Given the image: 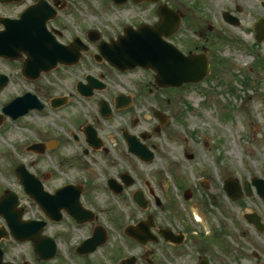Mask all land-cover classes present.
Returning a JSON list of instances; mask_svg holds the SVG:
<instances>
[{
    "label": "flooded vegetation",
    "instance_id": "flooded-vegetation-1",
    "mask_svg": "<svg viewBox=\"0 0 264 264\" xmlns=\"http://www.w3.org/2000/svg\"><path fill=\"white\" fill-rule=\"evenodd\" d=\"M143 3L151 6L150 16L129 24L153 29L159 5L167 3L178 24L166 27V32L173 31L163 38L186 55L207 59L210 71L202 81L161 87L154 82V73L143 69L137 70L148 79L135 80L133 70L120 71L102 59L100 39L109 42L118 32L105 35L100 28H96L95 41L80 34L90 48L72 66L43 72L35 60L27 75L23 73L27 56L21 48L14 60L0 58L5 87L11 81L27 86L45 103V109L52 108L54 86L62 89L60 84L73 89L62 91L67 99L82 101V108L72 113L74 129L62 127L57 138L38 139L49 145V159L36 153L39 158L35 156L30 169L45 194L41 199L21 191L17 195L15 221L20 229L30 231L23 239L0 218V264H264V174L257 176L262 182L256 184L254 173L248 170L221 172L218 177L197 175L183 185L179 174L162 164L167 160L160 141L164 125H158L152 109L143 102L148 84L163 91L204 83L221 66L213 50L217 34L180 6L164 0L138 5ZM29 6L34 7L26 18L35 22V31L40 30L39 17L44 16L46 36L66 44L75 35L71 32L72 24L79 25L77 0H0V35L16 37L28 30L14 21ZM87 74L97 79L94 83L99 88L85 82ZM81 84L92 89V96L80 95ZM24 91L21 88L20 93ZM85 103L90 111L82 113ZM87 122L95 138L88 139ZM66 147L72 155L60 157L56 150ZM41 158L45 168L40 166ZM228 183L237 185L234 195L226 192ZM137 224H142L143 240L128 231Z\"/></svg>",
    "mask_w": 264,
    "mask_h": 264
},
{
    "label": "rangeland",
    "instance_id": "rangeland-1",
    "mask_svg": "<svg viewBox=\"0 0 264 264\" xmlns=\"http://www.w3.org/2000/svg\"><path fill=\"white\" fill-rule=\"evenodd\" d=\"M77 1L80 8L75 16L81 21L80 27L106 22L119 30L124 19L136 22L148 19L151 11V6L146 3L136 9L131 3L112 9L107 3L109 0ZM165 1L180 6L183 11L192 7L189 11L197 20L207 19L218 25L229 39H216L213 50L221 66L215 68L212 77L201 86L163 91L154 90L150 84L145 87V101L172 118L173 125L163 127L165 133L160 139L168 156L166 161L162 160L163 166L169 172L175 170L183 185L189 184V180L193 182L197 175L213 174L218 177L221 172L231 174L238 171L236 173L240 174L248 170L264 174V64H255L252 57L245 54L249 49L246 43L253 42L255 45L252 24L257 17L264 16V0ZM224 11L236 16L239 24L226 23L222 17ZM256 44L258 46L252 51L260 52L264 59V40ZM134 79L138 80V77L135 75ZM59 86L63 87V84ZM18 87L17 84H10L0 91V111L18 92ZM59 90L54 89V93L58 94ZM80 105L76 100L64 113H50L43 118L24 116L16 123L4 118L0 124V186L17 187L12 171L14 165L22 160L30 167L35 160L36 154L26 150L35 135L31 129L19 124L35 122L43 137L57 138V131L51 132L50 127L68 126L66 117L72 118V112L82 108ZM85 105L82 113L90 111ZM184 137L188 138L187 142ZM205 142L207 145H204ZM66 148L56 150L60 157L72 155V150ZM189 154L193 156L189 158ZM36 157L39 158L38 155ZM43 159L40 166L45 168ZM172 159L178 164L172 163Z\"/></svg>",
    "mask_w": 264,
    "mask_h": 264
},
{
    "label": "water",
    "instance_id": "water-1",
    "mask_svg": "<svg viewBox=\"0 0 264 264\" xmlns=\"http://www.w3.org/2000/svg\"><path fill=\"white\" fill-rule=\"evenodd\" d=\"M117 1L121 2L122 0ZM168 17L169 13L163 12V14L161 15V20L164 21ZM254 30L256 31L255 37L258 41L264 38V19H261L258 23L254 24ZM121 39L122 40L119 42V44L115 45L114 47H120L124 43V49H128V51L131 53V57L136 63L142 64L145 67L154 68L158 73L157 80L163 81V78L160 77L159 62L154 60V57L158 58V55L156 56V53L158 50L160 51L161 49H163V45L157 43L155 45H145V47L144 44L141 43V39L134 33H127V35L125 37H122ZM63 49L64 47L62 46L56 47L54 49V55H51V57H53V59H59L60 56H62ZM5 53V48L0 47V54ZM10 57H13V54ZM21 104L26 105L22 110H20ZM30 107L31 106L29 104V98L19 97L5 104L3 112L6 114H10L12 117H17L18 115L25 113L28 109H30ZM17 173L21 182L25 183L26 181V184H28L27 180L30 182V177H28V174L26 175V173L22 169L20 170V168H17Z\"/></svg>",
    "mask_w": 264,
    "mask_h": 264
}]
</instances>
